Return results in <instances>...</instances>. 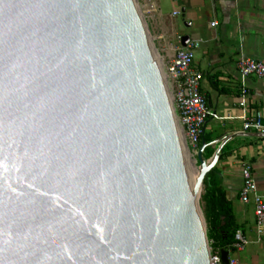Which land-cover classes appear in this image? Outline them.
I'll return each instance as SVG.
<instances>
[{
    "label": "water",
    "instance_id": "obj_1",
    "mask_svg": "<svg viewBox=\"0 0 264 264\" xmlns=\"http://www.w3.org/2000/svg\"><path fill=\"white\" fill-rule=\"evenodd\" d=\"M217 144L195 184L136 0H0V264H217Z\"/></svg>",
    "mask_w": 264,
    "mask_h": 264
},
{
    "label": "crops",
    "instance_id": "obj_2",
    "mask_svg": "<svg viewBox=\"0 0 264 264\" xmlns=\"http://www.w3.org/2000/svg\"><path fill=\"white\" fill-rule=\"evenodd\" d=\"M151 42L165 67L175 57L185 36L199 43L193 68L202 73L201 91L212 112L201 139L208 146L206 159L222 147L216 168L231 202L239 230L248 244L244 251L229 250L237 264H264V241L256 235L253 205L239 199L242 169L251 165L264 191V133L244 131L239 106L242 80L239 64L246 59L264 63V0H139ZM216 23L215 26H212ZM248 89L249 112L264 117V78L243 80ZM222 118V120H221ZM225 154H224V153ZM224 154L223 158L222 155Z\"/></svg>",
    "mask_w": 264,
    "mask_h": 264
},
{
    "label": "built area",
    "instance_id": "obj_3",
    "mask_svg": "<svg viewBox=\"0 0 264 264\" xmlns=\"http://www.w3.org/2000/svg\"><path fill=\"white\" fill-rule=\"evenodd\" d=\"M215 25L216 23L212 24V26ZM198 47L199 43L189 42L185 47L179 48L175 57L164 67L175 98L186 142L196 156L200 151L204 128L212 115L207 99L201 91L202 73L193 68L194 50ZM239 73L242 80L239 106L244 111L243 129L244 131L253 130L264 133L262 112L248 111V89L243 82L250 76L264 78V63L254 59L243 60L239 64ZM242 177L243 185L240 189L239 199L244 205H253L256 235L259 241H264V191L259 190L251 165L243 167ZM247 244L248 240L243 231L238 230L235 234L233 249L242 252ZM214 254L217 264H223L221 252L215 251ZM230 264H237V261L231 259Z\"/></svg>",
    "mask_w": 264,
    "mask_h": 264
},
{
    "label": "trees",
    "instance_id": "obj_4",
    "mask_svg": "<svg viewBox=\"0 0 264 264\" xmlns=\"http://www.w3.org/2000/svg\"><path fill=\"white\" fill-rule=\"evenodd\" d=\"M210 157H212V154H208L206 160ZM202 205L209 228L208 239L212 251L222 252L233 249L235 234L239 227L232 204L227 199L223 188L221 172L216 167L207 175L204 181Z\"/></svg>",
    "mask_w": 264,
    "mask_h": 264
},
{
    "label": "rangeland",
    "instance_id": "obj_5",
    "mask_svg": "<svg viewBox=\"0 0 264 264\" xmlns=\"http://www.w3.org/2000/svg\"><path fill=\"white\" fill-rule=\"evenodd\" d=\"M136 2H137V5H138V8H139V10H140V13H141V15H142V18H143V9H142V7H141V4H140V1L139 0H136ZM143 20H144V18H143ZM144 23H145V20H144ZM145 26H146V23H145ZM146 30H147V27H146ZM147 32H148V30H147ZM148 35H149V33H148ZM149 38H150V35H149ZM151 40V39H150ZM160 60V59H159ZM161 62V61H160ZM161 65H162V67H163V64H162V62H161ZM163 70H164V73H165V69H164V67H163ZM165 75H166V73H165ZM166 78H167V76H166ZM167 80H168V78H167ZM168 83H169V81H168ZM186 140V139H185ZM186 146H187V149L190 151V153H191V156H192V159H196L197 158V156L196 155H194L193 154V151H191L190 150V148H189V146H188V144H187V142H186ZM196 165H198V164H196ZM203 194H204V185L201 187V189H200V191H199V193H198V198H199V202H200V206H201V210H202V213H203V217H204V220H205V223H206V227H207V230H208V233H209V228H208V224H207V221H206V217H205V214H204V209H203V205H202V196H203ZM200 195V196H199Z\"/></svg>",
    "mask_w": 264,
    "mask_h": 264
},
{
    "label": "bare ground",
    "instance_id": "obj_6",
    "mask_svg": "<svg viewBox=\"0 0 264 264\" xmlns=\"http://www.w3.org/2000/svg\"><path fill=\"white\" fill-rule=\"evenodd\" d=\"M187 151H188V156H189V161H190V165H191V169H192L194 182L196 184V182H197V180L199 178V170L196 168V161H195V159H192L190 151L188 149H187ZM200 189H201V187H200ZM200 189H199V191H200Z\"/></svg>",
    "mask_w": 264,
    "mask_h": 264
}]
</instances>
